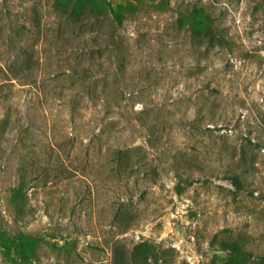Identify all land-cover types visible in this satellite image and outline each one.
<instances>
[{
    "label": "rangeland",
    "instance_id": "1",
    "mask_svg": "<svg viewBox=\"0 0 264 264\" xmlns=\"http://www.w3.org/2000/svg\"><path fill=\"white\" fill-rule=\"evenodd\" d=\"M142 1L123 25L85 32L53 0H0V227L45 239L30 264H114L115 246L140 242L213 264L221 231L264 256V0ZM196 1L226 45L178 29L177 9ZM118 148L138 155L128 173ZM23 175L30 213L16 222ZM21 262L0 247V264Z\"/></svg>",
    "mask_w": 264,
    "mask_h": 264
},
{
    "label": "trees",
    "instance_id": "2",
    "mask_svg": "<svg viewBox=\"0 0 264 264\" xmlns=\"http://www.w3.org/2000/svg\"><path fill=\"white\" fill-rule=\"evenodd\" d=\"M143 4L145 3L142 0H138V3L126 0L124 4L116 5L109 0H53L52 6L54 12L64 21L79 24L87 32V25L92 19L96 21L111 19L116 26L123 25L126 20L146 12ZM156 6L172 9L165 0H160ZM177 11L176 25L178 29L186 28L193 41L206 43L212 47L228 43L225 32L217 25L207 3L196 1L186 8L177 9ZM137 156L130 148H118L113 152V161L120 172L128 173L132 170L134 161H138ZM229 179L238 189L244 187V178L240 174L235 173L229 176ZM29 182L30 179L23 175L8 199V206L16 222L23 221L30 213L27 194ZM13 235L11 237L6 230H2L0 227V247L4 251V256L9 257L12 250L23 261L20 264H30L29 258L33 255L36 256L37 249L42 242H46L41 235L23 230H19ZM213 242H217L226 255L223 261L213 264H264V256L255 261L253 253L247 250L246 237L241 234L221 231L214 235ZM114 264L174 263L155 245L140 242L134 245L129 252L125 247L115 246Z\"/></svg>",
    "mask_w": 264,
    "mask_h": 264
}]
</instances>
